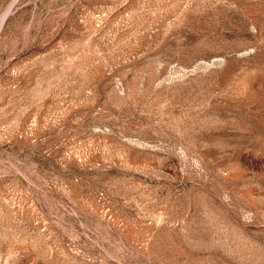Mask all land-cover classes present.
I'll list each match as a JSON object with an SVG mask.
<instances>
[{
    "label": "rangeland",
    "instance_id": "rangeland-1",
    "mask_svg": "<svg viewBox=\"0 0 264 264\" xmlns=\"http://www.w3.org/2000/svg\"><path fill=\"white\" fill-rule=\"evenodd\" d=\"M10 4L0 264H264V0Z\"/></svg>",
    "mask_w": 264,
    "mask_h": 264
},
{
    "label": "bare ground",
    "instance_id": "bare-ground-1",
    "mask_svg": "<svg viewBox=\"0 0 264 264\" xmlns=\"http://www.w3.org/2000/svg\"><path fill=\"white\" fill-rule=\"evenodd\" d=\"M13 2V1H12ZM11 7H12V4H10V6L5 10V12L1 15L0 17V29H1V26L4 22V19L7 17V15L9 14L10 10H11Z\"/></svg>",
    "mask_w": 264,
    "mask_h": 264
},
{
    "label": "water",
    "instance_id": "water-1",
    "mask_svg": "<svg viewBox=\"0 0 264 264\" xmlns=\"http://www.w3.org/2000/svg\"><path fill=\"white\" fill-rule=\"evenodd\" d=\"M5 20V19H4Z\"/></svg>",
    "mask_w": 264,
    "mask_h": 264
}]
</instances>
